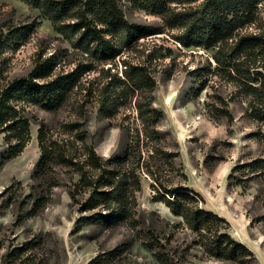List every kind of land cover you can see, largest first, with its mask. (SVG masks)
<instances>
[{
	"label": "rangeland",
	"instance_id": "374dc122",
	"mask_svg": "<svg viewBox=\"0 0 264 264\" xmlns=\"http://www.w3.org/2000/svg\"><path fill=\"white\" fill-rule=\"evenodd\" d=\"M121 3L128 21L162 25L158 15L126 0ZM74 21L71 17L64 20ZM176 32L166 29L139 38L123 46L112 60H100L57 30L37 7L24 0H0V36L6 39L0 48V85L29 76L46 59L55 62L47 79L76 70L80 74L59 108L26 106L32 140L0 168V264H91L98 255L108 257L106 264H239L205 256L195 242L196 233L184 225L182 216L155 200L159 187L153 188L155 181L146 167L140 172L139 233L126 223L108 226L94 219L80 220L94 211L80 212V203L71 198L69 191L79 178L76 166L58 163H52L48 172L58 180L50 203L16 224L17 215L31 207L29 194L36 196L47 186V175L34 176L41 154V123L54 148L66 149L78 160L85 150L76 130H84L86 142L104 158L125 154L130 131L121 124H138L136 98L122 99L118 112L105 116L99 112L100 94L104 84L121 76L126 66L136 64L148 67L156 80L153 104L164 114L157 125L159 145L179 152L172 167L164 159L152 157L150 143L142 140V164H149L169 187L181 183L197 190L203 197L201 204L225 217L232 236L254 252L253 263L264 264V175L247 167L235 169L263 154L264 144L255 133L259 123L249 115V97L230 79L228 66L216 60L218 47L185 46L175 39ZM255 32L264 34V1L235 34ZM86 66L90 70L83 71ZM226 109L232 119L225 115ZM4 148V133L0 132V155ZM24 201L26 209L21 207ZM116 248L115 255L108 254ZM156 254H163L165 262Z\"/></svg>",
	"mask_w": 264,
	"mask_h": 264
},
{
	"label": "trees",
	"instance_id": "16d2710c",
	"mask_svg": "<svg viewBox=\"0 0 264 264\" xmlns=\"http://www.w3.org/2000/svg\"><path fill=\"white\" fill-rule=\"evenodd\" d=\"M24 1L40 9L54 22L57 30L67 34L84 52L100 60H112L120 54L123 46L166 29L177 31L175 39L185 46H217L216 60L228 66L230 79L239 91L249 97L248 112L259 123L255 133L264 144V34H235L264 0H126L135 8L158 15L162 19L161 26L128 21L122 9V0ZM68 17L76 21L64 22ZM5 42L4 36H0V48ZM54 63L46 59L29 76L0 85V132L4 133L5 141L0 168L20 155L32 140L31 117L26 114V106L39 105L47 110H55L77 84L79 70L47 79ZM84 70L90 69L86 66ZM151 72L145 65H128L121 76H114L101 90L99 112L105 116H114L122 99L136 98L134 110L138 124H121L130 131V142L123 156L104 158L92 144L86 142L85 131L76 130V137L85 150L83 158L78 160L66 149L56 150L48 141L44 123H41L38 131L41 154L34 176L47 175V186L36 196L29 194L33 201L31 207L17 215L16 224L35 216L50 203L58 180L48 172L52 163H58L76 166L74 169L79 178L69 191L71 198L80 203V212L94 211L91 215H82L80 220L94 219L108 226L126 223L139 233L137 208L138 192L142 190L140 172L142 167H146V172L154 178L153 188L159 187L155 200L163 201L173 214L182 216L184 225L196 233L195 242L202 247L206 257L255 264L254 252L232 236L225 217L201 204L203 197L197 190L181 183L169 187L155 175L149 164H142V140L150 143L152 157L164 159L172 167H175V158L179 157L178 151L171 152L159 145L157 125L164 114L153 104L156 80ZM40 78L46 80L39 82ZM224 113L232 119L230 110L226 109ZM75 129H79V126H75ZM241 167L264 175V149L261 156L237 165L235 169ZM182 173L187 177V173ZM78 194L82 197L78 198ZM21 204L26 209L27 202ZM144 244L152 248L148 242ZM116 251L117 248L108 254L115 255ZM156 255L161 262H165L163 254ZM104 256H96L91 264H106L108 257Z\"/></svg>",
	"mask_w": 264,
	"mask_h": 264
}]
</instances>
